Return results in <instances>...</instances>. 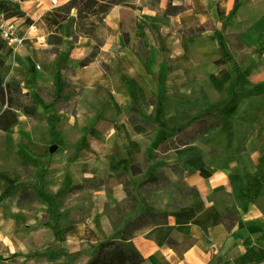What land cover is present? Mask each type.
<instances>
[{
    "label": "crops",
    "instance_id": "obj_1",
    "mask_svg": "<svg viewBox=\"0 0 264 264\" xmlns=\"http://www.w3.org/2000/svg\"><path fill=\"white\" fill-rule=\"evenodd\" d=\"M49 1L58 6L3 1L26 16L13 17L19 44L0 49L1 80L28 98L0 130V264H32L49 247L50 263L87 264L98 243L121 236L143 264H264V0H238L235 11V0H171L183 6L172 15L163 14L168 0H125L90 25L91 36L64 35L76 9L61 16ZM204 23L210 29L183 30ZM42 88L69 108L47 105ZM212 108L215 128L170 147L189 193L141 200L133 187L162 171L154 154L177 141L178 121ZM162 211L161 221L135 224Z\"/></svg>",
    "mask_w": 264,
    "mask_h": 264
},
{
    "label": "trees",
    "instance_id": "obj_2",
    "mask_svg": "<svg viewBox=\"0 0 264 264\" xmlns=\"http://www.w3.org/2000/svg\"><path fill=\"white\" fill-rule=\"evenodd\" d=\"M121 1L125 0H70L68 3V8H75L78 15L82 12H87L88 10H91L93 14L98 12L100 13V15H103L108 11L113 3ZM237 7L238 0H235L232 11H235ZM181 9H183V6L172 5L171 0H168L163 14H176ZM0 10L5 13L6 17L22 15V12L18 8H15L4 2L0 4ZM30 22L31 20H25V23ZM90 25L87 26L88 30L84 31L88 36L94 35V32L92 31V28H90ZM210 27L211 26L209 25V23L192 24L189 26H185L183 30L186 34H193L202 32L206 29H210ZM124 40L128 41V35L125 32ZM3 47V42L0 41V49H2ZM217 63H225V59L222 58L220 60H217ZM4 64L5 62L0 58V69L4 66ZM38 90V97L43 101H46L47 105L53 102L54 108H59L60 106L65 107L66 109L69 108L67 97H55L54 95L48 93L44 88ZM65 92L67 93V91ZM27 98L28 93L22 92V89L19 86L18 82L3 83L0 76V130H7L12 124L17 121V111L21 108ZM71 111L74 112V110ZM219 119L220 110L212 108L203 114L193 115L186 119L179 120L174 131L178 135V137H180L181 135L186 136V142H184L183 144L187 145L193 142L198 134L215 128L219 123ZM130 172L132 174H137L141 172V169L136 165H132L130 166ZM121 177L122 175L120 174L119 178ZM81 187H83L82 184L75 186V188ZM145 215L149 214L140 215V217H143ZM51 227L56 238L61 241L62 234L57 225L54 223L51 225ZM168 243L172 244L171 239H168ZM145 261L146 258L133 246V244L131 242H126V239L121 236L118 238H110L98 243L95 247L94 253H92V255L90 256L87 264H143Z\"/></svg>",
    "mask_w": 264,
    "mask_h": 264
},
{
    "label": "rangeland",
    "instance_id": "obj_3",
    "mask_svg": "<svg viewBox=\"0 0 264 264\" xmlns=\"http://www.w3.org/2000/svg\"><path fill=\"white\" fill-rule=\"evenodd\" d=\"M57 4L58 6L51 10L50 1H49L48 3L49 10L53 12H57L59 15L65 16V17H67L68 13L72 11V8H68V3L61 6V1L57 0ZM17 8H18V5H17ZM20 11L23 12L22 10ZM89 13H92V12L88 10L87 12H82L81 14L78 15L77 11L75 10L74 12L75 16L73 17V20L70 22H67L63 27L64 28L63 34L65 35V34H68L69 32L74 34L75 30L87 31L88 25L94 24L96 23V21H100V13L98 12L94 13L95 16H92V14L88 15ZM24 15L26 16V13L24 14L23 12V16ZM54 15L57 16L56 14ZM61 16H58L59 20H62V21L65 20ZM13 17H16V16H11L8 18H10V21H13ZM33 21L36 25H39L41 27H46L45 21L42 20V18L37 17ZM13 26H14V36L18 39H21V37H23V32H22L23 30L19 29L17 25L15 24H13ZM60 39H61V35L58 33H54L50 35L49 37V40L52 42H58ZM3 45L4 47L8 45L7 40H3ZM63 90L64 91H75V92L77 91L76 89L70 86H66L64 84H63ZM186 139H187L186 136L181 135L177 139V141L170 143L169 146L168 145L162 146L158 150V152H155L154 156H159V158L156 160V163L154 164L153 168L159 167V168H162L161 169L162 171L157 172V171H154L155 169H152L151 172L155 174L148 171L149 173H147L146 175H143L144 177H140L137 180L135 187H133V192H136V188H139L137 195H139L141 200L147 199L149 200L150 203L156 204L161 201L168 202V201H173V200H180L183 196L189 193L190 188L187 187L183 183L180 177V170L178 166L176 165V163L174 162L172 163V161H170L171 159L170 156H172L170 147L172 145H181L184 142H186ZM118 180L119 181L121 180L126 185L128 184V180L124 176H122ZM51 213L53 216H50L49 223L54 224V221H55L54 216L56 213L55 211H52ZM164 215H165V211L157 212L156 214L151 213L149 215L140 217V219L136 221L135 224L139 226L141 224L147 225V224H151L152 222L161 221ZM52 250H55V247H49V249L48 250L46 249L44 253H40L39 251L35 252L33 256L34 261L32 262V264H55L53 262L50 263V261H53L55 259V257L53 256L54 253H52L51 256L46 255L47 252H50ZM67 260H70V258L67 257Z\"/></svg>",
    "mask_w": 264,
    "mask_h": 264
},
{
    "label": "built area",
    "instance_id": "obj_4",
    "mask_svg": "<svg viewBox=\"0 0 264 264\" xmlns=\"http://www.w3.org/2000/svg\"><path fill=\"white\" fill-rule=\"evenodd\" d=\"M0 1H8V0H0ZM13 2L16 0H12ZM52 4L56 3V0H51ZM15 39V40H14ZM0 40H7V44H11L12 42H20V39L14 36V26L12 21L8 17L5 16V13L0 10ZM38 67V66H37Z\"/></svg>",
    "mask_w": 264,
    "mask_h": 264
},
{
    "label": "bare ground",
    "instance_id": "obj_5",
    "mask_svg": "<svg viewBox=\"0 0 264 264\" xmlns=\"http://www.w3.org/2000/svg\"><path fill=\"white\" fill-rule=\"evenodd\" d=\"M24 4V8H28V5L30 4V2L29 1H27V2H24L23 3ZM18 42H13V45L15 46L16 44H17ZM19 44V43H18Z\"/></svg>",
    "mask_w": 264,
    "mask_h": 264
},
{
    "label": "water",
    "instance_id": "obj_6",
    "mask_svg": "<svg viewBox=\"0 0 264 264\" xmlns=\"http://www.w3.org/2000/svg\"><path fill=\"white\" fill-rule=\"evenodd\" d=\"M55 149V146H51L50 151H53Z\"/></svg>",
    "mask_w": 264,
    "mask_h": 264
}]
</instances>
